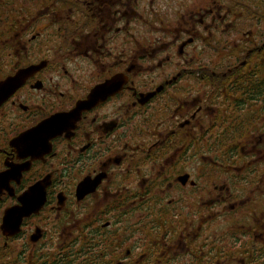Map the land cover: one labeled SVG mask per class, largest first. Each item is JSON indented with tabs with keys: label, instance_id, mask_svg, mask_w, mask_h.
<instances>
[{
	"label": "flooded vegetation",
	"instance_id": "obj_1",
	"mask_svg": "<svg viewBox=\"0 0 264 264\" xmlns=\"http://www.w3.org/2000/svg\"><path fill=\"white\" fill-rule=\"evenodd\" d=\"M251 8L0 0V84L34 66L0 103V225L49 177L0 252L264 264V0Z\"/></svg>",
	"mask_w": 264,
	"mask_h": 264
},
{
	"label": "water",
	"instance_id": "obj_2",
	"mask_svg": "<svg viewBox=\"0 0 264 264\" xmlns=\"http://www.w3.org/2000/svg\"><path fill=\"white\" fill-rule=\"evenodd\" d=\"M34 70V66L25 68L20 72L19 77L11 76L3 80V85L0 86V103L8 97L26 78L29 72ZM50 118L48 121H53ZM40 182H42L40 184ZM49 184V177L47 182L44 180L38 181L30 186L19 196V203L5 209L0 228L2 233L6 236H14L20 230L21 223L24 217L30 216L32 213H38L45 200V188ZM41 237L39 228L31 235V240L36 241Z\"/></svg>",
	"mask_w": 264,
	"mask_h": 264
},
{
	"label": "trees",
	"instance_id": "obj_3",
	"mask_svg": "<svg viewBox=\"0 0 264 264\" xmlns=\"http://www.w3.org/2000/svg\"><path fill=\"white\" fill-rule=\"evenodd\" d=\"M241 1H243V8H251L252 0ZM2 249L5 251L6 248L2 247ZM0 264H93V262L90 253L82 255L75 245H67L57 249L37 250L30 255L27 252L12 254L10 250H7L0 252Z\"/></svg>",
	"mask_w": 264,
	"mask_h": 264
},
{
	"label": "rangeland",
	"instance_id": "obj_4",
	"mask_svg": "<svg viewBox=\"0 0 264 264\" xmlns=\"http://www.w3.org/2000/svg\"><path fill=\"white\" fill-rule=\"evenodd\" d=\"M230 1H233V0H230ZM251 9H252V8H248V9L244 8L243 10L246 11V13H245L246 15H250V14H251ZM245 14H244V15H245ZM17 73H18V72H17ZM62 200H63V199H62ZM62 200H61V201H62Z\"/></svg>",
	"mask_w": 264,
	"mask_h": 264
},
{
	"label": "bare ground",
	"instance_id": "obj_5",
	"mask_svg": "<svg viewBox=\"0 0 264 264\" xmlns=\"http://www.w3.org/2000/svg\"><path fill=\"white\" fill-rule=\"evenodd\" d=\"M1 85H3V83H2V84H0V86H1Z\"/></svg>",
	"mask_w": 264,
	"mask_h": 264
}]
</instances>
